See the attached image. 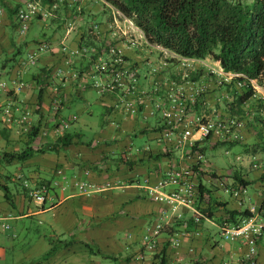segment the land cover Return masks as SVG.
Segmentation results:
<instances>
[{"label": "crops", "instance_id": "obj_1", "mask_svg": "<svg viewBox=\"0 0 264 264\" xmlns=\"http://www.w3.org/2000/svg\"><path fill=\"white\" fill-rule=\"evenodd\" d=\"M24 1L0 0V81L6 82L10 90L0 94V229L5 233L12 231L11 222L15 227L13 236H0V263L10 264L14 259L21 264L27 262V257L32 258L29 254L35 245L23 253L16 250L32 228L39 235L36 242L49 245L46 253L52 248V237L62 241L75 239L72 246L58 249L43 264H72V257L78 254H85L89 264L159 262L144 238L153 233L164 207L151 199L144 187L146 181L156 183L172 163L167 157L156 162L146 158L133 161L178 146L179 135L167 137L163 118L159 117L157 106L162 101L158 90L166 93L176 86L183 72L177 67H164L157 46L150 45L143 32L131 28L125 18L113 15L111 7L102 0H49V19L34 22L28 32L21 34L8 10L20 7ZM98 3L104 5V12L105 7L112 12L100 22L93 17ZM136 40V47L129 44ZM41 42L50 44L47 53L37 52ZM111 48L120 52L136 75V82L127 79V85L114 91L108 88L114 60ZM18 51L21 55L15 59ZM32 54L36 56L34 63L29 62ZM44 68L50 71V78L39 103L34 77ZM58 70L63 76L57 75ZM198 77L201 82L208 80L205 71L193 79ZM92 91L97 97L90 96ZM55 102L61 103L60 118L54 117ZM94 106L102 109L96 123ZM7 107L14 111L11 119L3 112ZM27 111L28 121H23ZM33 127L39 128L34 139L29 137ZM66 133L81 137L58 154L36 155L23 163L3 159L4 153L20 152L27 145L40 148ZM258 158L264 160V155ZM178 163L173 158V165ZM263 172L243 170L241 178L251 185L247 186V201L242 204L217 189L218 184L211 177L206 176L203 184L211 191L216 188L213 198L220 197L217 200L227 203V210L250 213L264 200ZM82 182L93 184L100 191L84 193L80 190ZM3 185L8 187L10 198ZM42 185L49 187L43 203L29 197L31 190ZM183 214L184 219L189 218L187 211ZM222 215L224 211L217 209L212 220L203 221L199 238H186L177 249L166 244L178 233L170 236L162 232L154 239L157 250L166 248L162 264H191L197 259L200 264H241L245 249L239 243H224L216 237ZM174 223L180 224L174 228L176 231L183 230L184 222ZM194 227L192 223L188 225L191 231ZM89 243L110 258L93 255L87 247ZM190 250L193 255H189ZM259 252L260 264H264V238ZM140 255L142 260L137 259Z\"/></svg>", "mask_w": 264, "mask_h": 264}, {"label": "trees", "instance_id": "obj_2", "mask_svg": "<svg viewBox=\"0 0 264 264\" xmlns=\"http://www.w3.org/2000/svg\"><path fill=\"white\" fill-rule=\"evenodd\" d=\"M102 1L111 8L116 9L125 18L132 20L143 32L146 41L150 45L161 47L183 58L200 60L210 58L213 61L219 62L225 72L241 75L242 77H238L234 81V87L241 91L236 96V104L238 107L242 108L255 96L256 92L251 85V81H259L264 77V0H253L251 4H247L243 0ZM23 5L24 3L20 7ZM46 6L47 5H45V8L49 7ZM20 7L16 6L8 10L10 16L13 18V24L16 26L17 31L20 28V24L16 21V16ZM48 10L50 12L49 8ZM35 18L43 20L41 16H36ZM32 22L29 27H31ZM20 55L21 53L18 51L14 54V58L16 59ZM49 74L50 71L44 68L34 77L39 89V103L44 88L47 86L46 83L50 78ZM239 81H242L245 85L241 89L237 87ZM58 92H61L60 89ZM59 112L60 109L56 112L55 118H60L58 115ZM38 132L39 128L33 127L29 133V137L34 139L38 135ZM80 137L79 134L66 133L55 142H49L40 148L27 145L26 148L20 152L4 153L3 159L8 163L15 161L23 163L36 155H43L46 153L58 154L73 145L75 139H80ZM262 141L261 150L264 154V139H262ZM202 144L203 142H197L191 147V151L202 153L203 150L198 149ZM169 147L172 148L171 151L146 154L142 159L140 158V160H134L133 162H141L144 158L156 162L167 157L171 160L170 163H172L170 164V170L174 167V150L179 148V146L172 145ZM118 160L124 161V158H119ZM162 175H160L158 179ZM235 178L236 181L242 185H251V183H247L242 179L240 174L235 175ZM199 182L200 195L198 199V208L201 209L206 218L212 220L217 209L224 211V215L220 218V225H222L227 218L228 221L238 224L241 219L250 216L248 211L239 212L227 210V203L214 199L212 191L203 185V179L199 178ZM2 188L6 196L10 198L8 187L3 185ZM172 225L173 228H171ZM172 225L165 226L163 233L173 236L177 232L174 228L179 227L180 224L175 225V223H173ZM49 242L52 245L51 250L41 259L30 264H43V262L58 249L72 246L75 243V239L71 237L69 240L62 241L55 236L50 238ZM169 243L168 241L166 245ZM87 247L93 255L103 256L100 249L95 244L89 243ZM165 251L166 248L161 251L162 257L160 259V264L163 263ZM103 257L110 258L105 255Z\"/></svg>", "mask_w": 264, "mask_h": 264}, {"label": "built area", "instance_id": "obj_3", "mask_svg": "<svg viewBox=\"0 0 264 264\" xmlns=\"http://www.w3.org/2000/svg\"><path fill=\"white\" fill-rule=\"evenodd\" d=\"M113 15L124 17L116 9L111 8ZM0 14L2 10L0 9ZM36 16H41L43 20L48 19L51 16L48 8L42 7L40 1L27 0L24 2L22 8L19 9L16 21L20 24V33L24 34L28 31L32 20ZM128 25L133 29H139L135 23L125 18ZM140 30V29H139ZM127 35V34H126ZM139 41H130V45L136 47ZM168 57L181 62L182 66L186 68H192L195 64L208 65L206 60L183 58L174 53H171L161 47H158ZM50 50V44L43 42L39 44L37 52L47 53ZM63 52L67 53L68 49L63 47ZM111 55L114 60L111 62V77L108 88L114 91L116 88H122L127 85V79L134 83L136 82V75L133 70L126 65V61L121 56L120 52L116 49H110ZM36 56L34 54L29 56V62L34 63ZM212 72L222 75L228 78L242 77L234 73H227L222 68L219 62H214ZM209 66V65H208ZM57 75L63 76V72L58 70ZM253 88L258 90L257 80L251 81ZM245 85L241 81L237 83L239 89ZM59 89H57L58 91ZM9 88L6 82L0 81V94L9 92ZM169 108L164 111L163 119L166 123V136L170 137L173 134H178L177 144L181 148L185 146L193 147L197 142H201L205 139L211 138L220 142H234L242 141L244 139L243 132L245 130V121L241 118L229 117L218 118L216 120L203 119L191 115L187 110V105L184 104L182 95L177 96L174 92L170 93ZM256 94V93H255ZM194 95H192L193 98ZM60 102L54 103L55 114L58 111ZM1 110V106H0ZM4 114L11 119L13 110L11 107L3 109ZM29 112H25L23 121H28ZM65 128H68L67 124H64ZM173 130H178L179 133ZM205 156L202 153H197L195 159L190 166H182L175 164L173 168L165 172L154 184L150 181L145 182V189L151 199L163 205L164 210L160 219L156 222L153 233L147 235L144 238L146 244H148L152 253L157 251L154 246V239H156L164 230L165 226H171L175 221L184 222V228L182 234H177L174 240L169 241L173 248H180L182 245L181 235L187 237H199L201 235L202 222L204 220L210 221L206 218L200 208H198V199L200 195L199 191V177L203 180L206 179L204 173L209 172L211 166L207 163ZM250 166L254 170L264 171V160L253 157ZM264 174V172H263ZM204 185V184H203ZM218 186L223 188V191L236 199L240 204L247 201L248 187L240 184L228 185L223 180H218ZM230 186V187H229ZM80 190L84 193H94L100 190L95 185L82 182L80 184ZM49 192L48 185H42L39 189H33L29 192V197L34 200L43 203L44 198ZM250 202V200H249ZM189 213V218L184 219L183 211ZM192 223L194 227L193 231L187 232L188 225ZM220 237L223 241L228 243H239L245 252L241 258V264H260L259 248L260 242L264 238V200L258 207L251 208L250 216L241 219L238 224H234L228 221V218L222 225L219 226ZM162 251V250H161ZM160 251V252H161ZM192 251V250H191ZM193 252V251H192ZM139 260L143 257L138 256ZM160 261V260H159ZM196 262L201 263L199 259ZM226 264V263H224Z\"/></svg>", "mask_w": 264, "mask_h": 264}, {"label": "rangeland", "instance_id": "obj_4", "mask_svg": "<svg viewBox=\"0 0 264 264\" xmlns=\"http://www.w3.org/2000/svg\"><path fill=\"white\" fill-rule=\"evenodd\" d=\"M26 1L27 0H25L24 2ZM35 1H40L42 7H45L46 3L49 2V0ZM243 1L247 4H251L253 0ZM94 8L98 11L93 14V17L97 22L102 21L104 15H110L112 13L107 7H105L106 12H104V5L102 3H98L94 6ZM75 15L77 16V14ZM38 21H40V19L35 18V20L32 22V25L34 24V22ZM31 27H29L28 31L31 29ZM18 32L20 33V29H18ZM33 35H35V30ZM157 51L159 56L163 55L161 62L164 67H177V71L183 72L180 77V83H177L176 86H172V88L168 90L169 93L168 91L164 93L163 91L160 92V90H158L162 101V104H159V106H157V109L160 113L159 117L163 118L164 111L168 109L170 105V93L174 92L177 96L182 95L181 97L184 101V104L187 105L188 112L193 116L203 118L204 120H216L218 118L235 117L241 118L243 121H245L246 127L243 132L244 139L242 141L220 142L218 140L208 138L203 140V144L198 147V149L203 150L202 154L208 161L207 163L211 166L210 171L204 173L205 176L208 175V177H211L216 184H218V180H223L224 182L228 183V185L230 184V186L235 185L236 182H232L233 179L236 180L235 175L240 174V176H242V174H244V169L254 170L250 166L252 158L255 156L261 157L263 154L261 146L263 143L262 139H264V77L261 78V80L257 81V87L259 88L258 90H256L255 96L241 108L236 104V96L237 94H239V92H241L234 87V81L237 79V77L231 79L213 73L212 66L214 65L213 63L215 61L207 58L208 60H205L207 61L209 66L195 64L192 68H186L182 66L181 62L168 57L160 49L157 48ZM200 71H205L206 75L208 76V80L201 82V79H199V77L198 79H193V76L197 75ZM185 73L187 76H185ZM176 77L178 76L176 75ZM91 95H93V97H97V94L94 91L90 92V96ZM192 95H194L193 98ZM93 110L95 112L94 123L99 122L102 115V109L98 106H94ZM162 120L164 121V119ZM164 126L166 127L165 121ZM96 127L98 126L96 125ZM173 131L179 133L178 130ZM140 144H142V142H140ZM174 153L175 156L173 158L178 159L179 162L177 165L190 166L198 152H192L191 147L187 145L184 148H181L179 146V148L176 149ZM176 155L178 156V158H175L177 157ZM217 189H221L223 191L222 187L220 188L219 186H217ZM215 190L216 188L212 191ZM217 199H220V197L217 196ZM249 203L253 206L257 205L255 202ZM35 223L36 225H38L37 221ZM10 224L12 226V231H7L5 233L0 229L1 237H6L5 235L13 236L12 234L15 227L12 222ZM35 230L36 228H32L28 235L24 237L23 241L21 239V246L16 248V250L19 249L23 253L24 251L29 250L30 246L35 245L34 247H36V249H34L33 247L34 250H32L31 254H29V256L33 259H30L26 256L27 262L21 264H30L41 259L49 249V245H47L46 243L44 244L42 243V241L36 242L37 240L39 241V235ZM217 230L218 229H215L216 232ZM190 231L191 230L189 229L187 230V232ZM177 233L182 234L183 232L182 230H178ZM216 237L217 239H220V241L224 242L219 235V230L218 236ZM180 238L183 242V240L189 237L181 235ZM124 239L125 238L123 236V241ZM160 251V248L159 250L155 251L153 257H157V259L160 260ZM193 254L194 252L190 250L189 255ZM83 255L85 254H78L75 258L72 257V264H89L84 259ZM192 263L199 264V262ZM223 263L225 262H222V264ZM6 264H9V262H7ZM10 264H17V261L13 259V263ZM154 264H160V261Z\"/></svg>", "mask_w": 264, "mask_h": 264}]
</instances>
